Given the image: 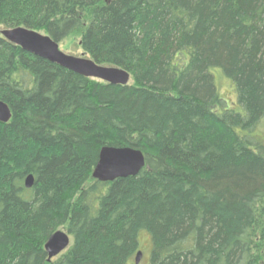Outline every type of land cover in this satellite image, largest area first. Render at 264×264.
Listing matches in <instances>:
<instances>
[{"label":"trees","instance_id":"trees-1","mask_svg":"<svg viewBox=\"0 0 264 264\" xmlns=\"http://www.w3.org/2000/svg\"><path fill=\"white\" fill-rule=\"evenodd\" d=\"M0 26L80 32L88 59L130 75L82 77L0 35V264H135L141 233L148 264H263L264 0H0ZM105 146L145 167L92 179ZM62 227L70 245L47 263Z\"/></svg>","mask_w":264,"mask_h":264},{"label":"water","instance_id":"water-1","mask_svg":"<svg viewBox=\"0 0 264 264\" xmlns=\"http://www.w3.org/2000/svg\"><path fill=\"white\" fill-rule=\"evenodd\" d=\"M0 35L21 50L34 55L49 63L55 64L79 76L99 80L114 85L126 86L129 84L130 75L121 69L100 66L91 59L73 57L59 50L58 44L50 37L25 28L5 29ZM11 119L9 107L0 101V123L6 124ZM145 167V158L141 151L123 147H103L100 150L98 162L92 172V179L107 183L119 178L134 177ZM33 177L27 176L25 187L31 188ZM70 245L69 236L62 232L53 233L44 245L47 254V263L60 255ZM141 253L136 254L135 264H138Z\"/></svg>","mask_w":264,"mask_h":264},{"label":"rangeland","instance_id":"rangeland-1","mask_svg":"<svg viewBox=\"0 0 264 264\" xmlns=\"http://www.w3.org/2000/svg\"><path fill=\"white\" fill-rule=\"evenodd\" d=\"M2 30L4 29L3 27L0 26V32ZM40 33L43 35L42 32ZM79 40H80V32L75 33L70 37L66 38L65 40H63L62 42L58 43L59 50L66 55H70L73 57L87 58L82 53L81 47L79 45ZM212 75L214 77L215 85L218 90L219 96L224 101V106H227L228 108L234 107L236 101H235V91L232 83L229 80H227L221 74V71L218 69L213 70ZM254 134L258 138V140L264 145V120H262V122L258 125ZM60 209H63V206L60 207ZM58 230L66 233V227L59 228ZM139 241H140L139 252L141 253V258L138 264H148L149 254L151 249L150 237L146 233H141L139 236Z\"/></svg>","mask_w":264,"mask_h":264},{"label":"bare ground","instance_id":"bare-ground-1","mask_svg":"<svg viewBox=\"0 0 264 264\" xmlns=\"http://www.w3.org/2000/svg\"><path fill=\"white\" fill-rule=\"evenodd\" d=\"M95 80V79H94ZM97 81H99V80H97ZM105 147H109V146H105ZM116 148V147H115Z\"/></svg>","mask_w":264,"mask_h":264}]
</instances>
